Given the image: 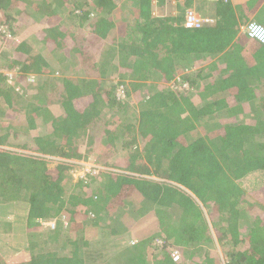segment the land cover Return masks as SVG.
I'll return each mask as SVG.
<instances>
[{"label":"trees","instance_id":"16d2710c","mask_svg":"<svg viewBox=\"0 0 264 264\" xmlns=\"http://www.w3.org/2000/svg\"><path fill=\"white\" fill-rule=\"evenodd\" d=\"M263 1L0 0V62L21 68L12 83L0 73V120L10 119L0 125V186L18 185L27 196L29 264H95L109 252L94 257L90 247L121 235L130 227L123 217L137 211V219L153 212L157 233L100 264H150L156 238L164 241L153 264H177L172 245L184 247L190 264H225L204 250L215 242L212 225L227 264H264V187L247 192L241 183L253 173L264 179V46L240 35L242 19L258 22ZM93 12L79 40L63 26ZM118 12L126 17L112 20ZM190 12L210 22L188 28ZM193 64V74H181L188 88L163 85L135 99L146 82L169 83ZM30 73L39 80L27 82ZM53 96L58 106L50 109ZM118 141L126 154L110 168L122 171L103 169L90 175L94 183L84 176L67 188L75 169ZM49 161L57 166L48 169ZM61 214L66 227L42 229L39 219Z\"/></svg>","mask_w":264,"mask_h":264},{"label":"rangeland","instance_id":"374dc122","mask_svg":"<svg viewBox=\"0 0 264 264\" xmlns=\"http://www.w3.org/2000/svg\"><path fill=\"white\" fill-rule=\"evenodd\" d=\"M176 0H172L173 3H175ZM184 2V0H179ZM75 4V3H74ZM158 10H155V12H157ZM173 14H176V10H172ZM97 14L95 12H93L90 15V18L88 21H81L79 20L77 22L76 19L71 20V19H66L65 21H63V26L67 27L69 29H71L72 31H75L78 36H77V40L80 39V35H83L84 33L88 32L89 30V26L92 23V21L95 19V16ZM126 17L125 15L123 16L122 14H119V12L112 17V20L114 21H119V19H122ZM3 30H7V28H3ZM7 33L9 35H11L8 31ZM116 37L118 35H115ZM10 37V36H8ZM114 37V36H113ZM21 41L20 38L16 39V42ZM35 43V42H34ZM38 47L41 48V53H43L44 55H47L48 52V48L46 47H42L39 44H36ZM47 49V50H46ZM60 49V48H58ZM65 49L62 48L60 49L61 51ZM204 64V63H202ZM192 67H195V64L192 65ZM181 71L179 72L180 76L177 75L176 79L169 82V83H165V81H163L162 79L158 78L149 82H146L145 85L143 86V88H141L138 92V98H134L136 100L138 99H142L144 96L148 95V93H151L154 91V89H162L163 85H167L168 87L170 86L171 89L173 90H178L180 89V87H186L188 88V82L183 81L181 74L185 73L182 72L183 69H180ZM188 70L191 71V69L188 68ZM196 71V70H194ZM182 72V73H181ZM77 76V75H75ZM194 79H196V76H192ZM181 78V79H180ZM12 81V80H11ZM210 81V80H208ZM200 85V84H199ZM181 87V88H182ZM192 90H196L195 88H193ZM260 93V97L262 100L264 97V88H262L261 90H259ZM27 97V95H26ZM52 98V97H51ZM55 96H53L51 102H53L55 100ZM259 100V101H260ZM54 104H49L50 107H56L58 106L57 103L53 102ZM24 105V103H22V106ZM51 109V108H50ZM137 103L135 101L134 104H132L131 106V110H135L134 112L137 111ZM237 110V109H236ZM248 110H250L249 108H246L243 111V115L244 118H246L245 120H249L251 119ZM241 112V111H240ZM237 120H242L241 118V113H237ZM230 119H232V117H230ZM21 121L23 122H27L26 118H23ZM21 132L19 137L20 138H25L24 135V130L23 128H20ZM33 134H35V130L31 131ZM38 132H43L42 129H38ZM18 141H16L15 143H17ZM122 143L120 141L117 142L116 146L114 148H110L107 150H96L93 154L92 157L88 160L89 162L84 164V168H80V169H75L72 173V181L71 184L67 185V188L71 191L75 190L74 184H76L75 181H77V179L79 180L81 177L85 176V181L87 183H94V177L90 178V175L92 176H96L99 175V173L103 170H114L110 168V165L116 163V161L118 159H120L121 157H123L126 154V151L124 149H122L121 147ZM4 150L6 151H12V152H18V156H21L22 152H24L22 149H20L17 146H6L4 145ZM28 151V150H25ZM47 163V167L48 169H54L57 166L56 162H46ZM89 170V172H88ZM85 171H87L86 175H85ZM114 171H122V169H115ZM89 174V176H88ZM98 178V177H97ZM149 178L151 179H155L157 180L156 177L154 176H150ZM242 187L247 191V192H255L258 191L261 187H264V179L260 178H255L254 176H250V177H246L245 179L242 180ZM93 186L96 184H92ZM3 187V186H2ZM19 186H16V189ZM10 188V189H9ZM5 186L3 187V190H1L0 188V198L2 199H9L10 202H12V204L14 205V211H18L16 212V216L20 215V216H25L27 214V209H28V202H27V196L26 194H21L18 195L17 194V190L15 189V186L12 184V187ZM19 197L20 201H12L13 198ZM2 204V202H0V205ZM148 208H146L145 210H147ZM151 213H153L152 211H150ZM150 212L145 213V216H140L137 219L138 214H141L140 211H137L134 214H130V216L127 217H123L122 221L125 224H129L131 225L126 226L128 229H131L130 232L127 233V228L124 227L123 229H125L124 231H120L121 235H115L114 237H108L107 239H104L103 241L100 239V245L95 244V248L94 247H90V249L92 248L93 251V256L95 257V252L98 253V249H103V252H109L106 256L102 257L101 259H98L97 262L95 264H100L101 262H104L105 260H108L110 263L112 262V255L115 253L116 249L118 248H123L125 245H132L135 243H138L140 241V239L144 236L150 235L151 231H154V233L156 234L158 231V226H157V220L155 219V217L153 218L150 214ZM253 212V211H252ZM148 215V216H147ZM8 213L5 210H1L0 209V219H4V217H7ZM68 216V215H67ZM61 219H65V221L68 223V219H66L65 217H59ZM210 222V221H209ZM69 224V223H68ZM90 226V225H88ZM210 231L212 232L213 236L215 237V242L213 243H207L206 245H204V250L207 252L209 251V255H214L216 254L218 256V258H222V260L224 261V263L226 262V260H224V257H226V247L223 246L222 243H219V241L216 239L215 236V231L212 227L210 228ZM69 239L70 237H64V239ZM94 243V242H93ZM103 243V244H102ZM91 244V242H90ZM94 245V244H93ZM29 247L28 245V241H27V237H26V227L24 225H17L15 226L11 231L8 232H1L0 231V264H29L28 261L26 260V256H25V251L24 250H28L27 248ZM64 246L61 245L58 247V249H60L61 253H69L68 250H64L61 249ZM172 252V250H171ZM204 254V253H203ZM104 255V254H103ZM97 256V255H96ZM215 256V255H214ZM26 257V258H25ZM98 257V256H97ZM155 259V257L150 258L149 260L151 261V263L153 264V260ZM112 264H116V263H112ZM190 264V263H188Z\"/></svg>","mask_w":264,"mask_h":264},{"label":"crops","instance_id":"0c3cea01","mask_svg":"<svg viewBox=\"0 0 264 264\" xmlns=\"http://www.w3.org/2000/svg\"><path fill=\"white\" fill-rule=\"evenodd\" d=\"M208 1H210V0H208ZM205 2H206V6H207V0H205ZM230 2H232L234 5H244L245 3H246V0H230ZM264 2V1H263ZM262 2V3H263ZM197 3H194V6H193V8L194 9H196V7H197V5H196ZM259 4H260V2H259ZM210 5V4H209ZM209 7V6H208ZM205 12H206V16L205 17H210L211 18V16H212V12L210 11V8H208V10H207V8H206V10H205ZM254 16H256L257 18H255V19H257V21L260 23H263L264 22V3L263 4H261L260 5V7L257 9V11L253 14V17ZM242 21H243V23H242V25L240 26V35H241V37H244V32H243V27L248 23L247 21H245V18L244 19H242ZM264 24V23H263ZM113 36H115V35H113ZM0 49H1V47H0ZM2 51H3V47H2ZM0 53H1V50H0ZM204 65H206V64H200V66H198L199 68L201 67V66H204ZM189 69H191V71L190 70H183L182 72H188V73H192L193 74V72H195L194 70H197V68L196 67H190ZM181 72V73H182ZM0 73H3V74H5L6 76H7V78H8V82L9 83H12L13 82V80H14V75L15 74H17V73H20L21 74V68L20 67H16L14 70H8L6 67H4V66H2V64H1V62H0ZM180 74V73H179ZM75 75V74H74ZM26 76H27V82H32V83H35V82H37V79L39 80V76L37 75V74H32V73H30V74H26ZM12 80V81H11ZM19 92H22L23 94H24V89L23 88H21V89H17ZM52 104H54L53 102H51ZM50 108H52V107H50ZM3 109V108H2ZM6 121H10V119L8 118V117H4V119H2V120H0V125L2 124V123H5ZM7 123V122H6ZM1 147H4V146H1ZM251 175H253V176H255L256 175V173H253V174H250L248 177H250ZM252 177V176H251ZM258 179V178H257ZM5 187V186H4ZM0 188H1V190H3V187L2 186H0ZM8 188H9V186H8ZM263 187H261L260 189H262ZM259 191V190H258ZM12 201H20V198L19 197H16V198H13L12 199ZM0 202H2V204L0 205V209L1 210H5V211H7V213H8V216L7 217H4V219H0V231L1 232H8V231H11L15 226H17V225H24L23 224V219H24V217L25 216H20V215H17L16 216V212H18V211H14V208H13V204H12V202H10V200L9 199H2V198H0ZM206 210V209H205ZM206 212V215L208 216V212L207 211H205ZM64 215L63 214H61V215H58V216H55L54 218H51V219H39L38 221H39V223H40V225H41V227H42V229L43 230H48V229H55V228H52V227H49V226H46V225H43L42 224V221H55L56 222V225H57V223L58 222H61L62 223V225L64 226V227H66V225L67 224H64V222H63V220L61 219V218H59V217H63ZM131 226V225H130ZM131 231V229H128V231H127V233L128 232H130ZM28 234H29V232H28V229L26 228V237H28ZM143 238H145V236L144 237H142L140 240H142ZM164 240L161 238H156V244L158 245V246H155V247H158V248H156L155 250H154V252H152L151 253V255H150V257H149V259L150 258H153V257H156L157 258V256H158V254L159 253H161V248L163 249V247H161L160 245V242H163ZM140 242V241H139ZM133 245V244H132ZM132 245H129V246H132ZM172 247L173 248H175V247H179V248H181L182 250H183V248L184 247H182V246H179V245H172ZM184 252V250L182 251V253ZM26 258V257H25ZM222 259V258H221ZM26 260H27V258H26ZM224 260H228L226 257H224ZM150 261V260H149ZM223 261V260H222ZM150 264H152L151 263V261H150ZM177 264H188V261H186V258H185V256H184V253H183V261L181 262V263H177ZM225 264H227L226 262H225Z\"/></svg>","mask_w":264,"mask_h":264},{"label":"built area","instance_id":"2783aa9c","mask_svg":"<svg viewBox=\"0 0 264 264\" xmlns=\"http://www.w3.org/2000/svg\"><path fill=\"white\" fill-rule=\"evenodd\" d=\"M205 22H210L209 19L203 18L200 14L196 12H190L187 16V20L185 22V26L188 28H201ZM243 32L245 36L253 41H256L257 43L264 46V25L251 21L248 22L243 27ZM64 224L68 223L65 221V219H62ZM43 225L55 228L56 222L55 221H42ZM161 244V243H160ZM182 249L179 247H175L172 249V258L175 263H181L183 261V253Z\"/></svg>","mask_w":264,"mask_h":264}]
</instances>
